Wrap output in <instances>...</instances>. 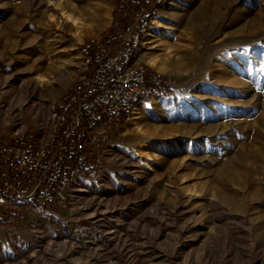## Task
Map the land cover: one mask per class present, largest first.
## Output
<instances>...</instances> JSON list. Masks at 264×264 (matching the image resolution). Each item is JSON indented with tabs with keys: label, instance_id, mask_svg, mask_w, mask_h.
Returning <instances> with one entry per match:
<instances>
[{
	"label": "rangeland",
	"instance_id": "374dc122",
	"mask_svg": "<svg viewBox=\"0 0 264 264\" xmlns=\"http://www.w3.org/2000/svg\"><path fill=\"white\" fill-rule=\"evenodd\" d=\"M120 1L0 0V144L48 127ZM150 20L143 59L175 91L138 100L141 133L135 109L104 127L52 205L5 208L23 215L0 225V264H264V0H163Z\"/></svg>",
	"mask_w": 264,
	"mask_h": 264
},
{
	"label": "built area",
	"instance_id": "2783aa9c",
	"mask_svg": "<svg viewBox=\"0 0 264 264\" xmlns=\"http://www.w3.org/2000/svg\"><path fill=\"white\" fill-rule=\"evenodd\" d=\"M150 21L138 18L108 35L83 39L80 53L88 74L54 102L48 127L18 130L0 144V205L47 208L85 170L104 127L124 123L144 99L173 94L176 82L143 59Z\"/></svg>",
	"mask_w": 264,
	"mask_h": 264
},
{
	"label": "trees",
	"instance_id": "16d2710c",
	"mask_svg": "<svg viewBox=\"0 0 264 264\" xmlns=\"http://www.w3.org/2000/svg\"><path fill=\"white\" fill-rule=\"evenodd\" d=\"M163 0H121L120 8L115 10L114 12V21L110 31L104 34L108 35L114 29L118 27H125L129 24L135 22L138 17L143 20H150L153 15V11L157 8ZM121 9V10H120ZM144 101H149L148 99H144ZM94 144L97 142L96 138L94 139ZM2 193L1 180H0V194ZM52 203L49 204V206ZM26 207L36 208L38 205L36 203H24L22 204L23 210ZM23 215L22 212L11 211L8 214L5 211V207L0 205V225L1 226H13L15 224L14 219L16 217H21Z\"/></svg>",
	"mask_w": 264,
	"mask_h": 264
},
{
	"label": "bare ground",
	"instance_id": "6f19581e",
	"mask_svg": "<svg viewBox=\"0 0 264 264\" xmlns=\"http://www.w3.org/2000/svg\"><path fill=\"white\" fill-rule=\"evenodd\" d=\"M62 16L64 17V19L67 21V22H71L75 25L76 27V31H75V37L77 39L78 42H81L82 39L84 37H86L88 35V31L90 28H86L84 27L81 23H79V21L75 18V16H73L70 12L68 11H63L62 12ZM154 19V24L157 28H161L164 26V24L158 19V18H153ZM151 28V27H150ZM149 28V29H150ZM149 29L146 30L145 34H144V37H143V42H144V45H147L149 44L150 42L147 41L145 42L146 40V37L148 38H151V37H154V35L152 33H149ZM91 31V30H90ZM148 35V36H147ZM65 51V50H64ZM146 60V61H145ZM144 61L150 65L151 67H153L155 70H158L159 73H164V66H163V63L161 61V58L159 57L158 54H153L151 56H144ZM41 81H47L48 79H46L45 77H42L40 78ZM159 98L158 99H153L152 102H151V105H154L158 102ZM52 105H50V108H51ZM54 106V104H53ZM53 106L50 110H48V116H49V119L52 118V110H53ZM140 111V109H138ZM136 114H138L137 110L135 109V112L133 113L134 116H132L130 118V121H131V126H133L134 130L136 129V132L137 133H141L142 132V129L140 128V126L138 125L137 123V117L135 116ZM37 115V114H36ZM36 115H33V117L35 118ZM129 119V118H128ZM1 120L3 123L7 124L8 123V119L6 117H1Z\"/></svg>",
	"mask_w": 264,
	"mask_h": 264
}]
</instances>
